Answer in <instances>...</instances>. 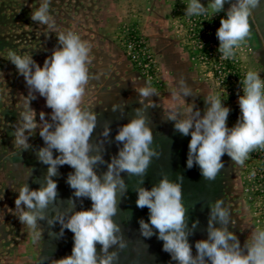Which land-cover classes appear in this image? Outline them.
<instances>
[{"label":"rangeland","instance_id":"374dc122","mask_svg":"<svg viewBox=\"0 0 264 264\" xmlns=\"http://www.w3.org/2000/svg\"><path fill=\"white\" fill-rule=\"evenodd\" d=\"M208 2L201 0L205 6ZM41 3L42 0H0V264H51L52 260L71 255V231L65 230L62 237L49 236V229L42 221L45 231L34 242L29 229L17 219L14 201L19 189L25 183L31 189L39 188L35 181L43 177L47 166L37 160L32 149L21 152L14 147L11 133L18 126L19 113L30 97L23 76L8 60L9 53L32 56L43 67L44 60L59 46L57 33L68 31L91 45L87 65L91 79L81 108L97 117L92 135L94 144L102 140L100 134L108 122L110 139L114 140L118 128L130 122L133 110L140 107L133 83L146 82L156 89L157 95L149 102L155 107L148 109V115L154 134L153 148L161 155L153 160L142 186L150 190L162 173H167L173 181L178 175L183 176V203L188 208L189 226L199 222L194 235L189 237L193 254L195 242L207 239L209 202L221 200L230 210L229 230L235 232L241 246L252 230H264V149L251 152L242 167L225 154L223 168L209 182L204 180L198 166L189 169L185 164L190 135L182 136L174 130V122L163 117L173 107L186 113L192 104L203 115L210 106L205 104L209 95L218 96L230 108L227 127L236 124L240 117L238 99L243 95L240 81L248 71L257 72L264 79V0L249 16L250 37L235 49V57L230 59H221L216 37L220 19L230 7L228 3L225 11L213 17H187L184 9L189 0H51V28L30 18ZM130 32L139 41L135 51L127 46ZM181 80L193 91V97L186 98V102L172 96ZM36 95L31 107L39 123V113L48 114L51 109L46 107L43 97ZM116 107H124V114L113 111ZM29 142L33 149L44 146L38 130ZM119 147L122 145L114 142L100 143L106 161L118 153ZM179 148L186 151L185 162L179 163L175 154ZM72 171L68 165L61 166L60 175L53 178L58 182V200L46 210L48 215L63 210L65 201L73 198V190L66 183ZM98 171H106V166ZM121 175L128 190L120 198L116 219L128 246L120 253L119 264H176L162 250L163 242L155 235L145 238L140 234L138 221H148V209L136 206L137 178ZM90 208V199L76 200L77 211ZM59 230V224L51 229L54 233Z\"/></svg>","mask_w":264,"mask_h":264},{"label":"clouds","instance_id":"9594fccd","mask_svg":"<svg viewBox=\"0 0 264 264\" xmlns=\"http://www.w3.org/2000/svg\"><path fill=\"white\" fill-rule=\"evenodd\" d=\"M50 3L51 0H42L30 16L34 23L52 27ZM226 3L230 7L216 30L221 59L234 58L235 49L250 37L249 16L261 7V0H210L207 6L201 0H189L184 9L187 17H213L225 11ZM56 37L59 46L44 60L43 67L32 56L15 53L8 56L23 76L30 97L19 113L18 126L11 133L14 147L21 152L32 149L37 160L47 166L43 177L35 181L39 188L31 189L25 183L19 189L14 201L17 219L29 229L34 242L45 231L42 221L49 229V236L62 237L65 230L73 233L71 255L52 260L51 264H119L120 253L128 246L116 219L120 198L128 190L122 173L137 178L136 206L148 209V221H138L140 234L145 238L155 235L162 241V250L170 255L171 261L176 264H264V230H252L241 246L238 236L229 230L231 213L221 200L208 203L207 239L195 242L193 254L189 237L194 235L199 222L189 226L188 208L183 203V176L178 175L173 181L167 173H162V178L150 190L142 186L153 160L161 155L153 148L154 134L148 115V109L155 107L149 102L157 95L156 89L146 82L133 83L140 107L133 110L130 122L118 128L114 140L110 139L108 122L100 134L102 140L94 144L92 135L97 117L81 108L91 79L87 67L91 45L72 31L57 33ZM240 84L243 85V95L238 99L240 117L231 128L226 123L230 108L218 96L205 97V104L210 106L204 109L203 115L195 104L186 113H180L176 107L163 113L164 119L174 122L176 132L190 135L187 167L198 166L206 181L215 180L224 166L225 154L242 167L251 152L264 149V79L257 72L248 71ZM37 93L51 109L48 114L39 113V123L31 107ZM172 96L186 102V98L193 97V91L181 80ZM124 107L113 111L123 115ZM37 130L44 146L33 149L29 141ZM113 142L122 147L106 161L105 149L100 150V143ZM64 165L74 170L66 178L73 198L65 201L63 210L48 215L46 210L58 200V182L53 178L60 175L59 168ZM101 166H106V171L99 172ZM83 199H90L91 208L77 211L76 200ZM57 224L60 230L54 233L51 229Z\"/></svg>","mask_w":264,"mask_h":264},{"label":"built area","instance_id":"2783aa9c","mask_svg":"<svg viewBox=\"0 0 264 264\" xmlns=\"http://www.w3.org/2000/svg\"><path fill=\"white\" fill-rule=\"evenodd\" d=\"M129 34H131V35H129L130 38H128V40H127V46L130 48V50L133 49L135 51L137 49L136 47L139 46V41H137L133 37L131 32Z\"/></svg>","mask_w":264,"mask_h":264},{"label":"flooded vegetation","instance_id":"af4514ba","mask_svg":"<svg viewBox=\"0 0 264 264\" xmlns=\"http://www.w3.org/2000/svg\"><path fill=\"white\" fill-rule=\"evenodd\" d=\"M185 152L186 151H184V149H180L179 148V150H177L176 151V156H177V158L179 159V163H181V162H185V159H186V155H185ZM185 164H187L186 162H185ZM183 165V164H182ZM181 165V166H182ZM184 166V165H183Z\"/></svg>","mask_w":264,"mask_h":264}]
</instances>
